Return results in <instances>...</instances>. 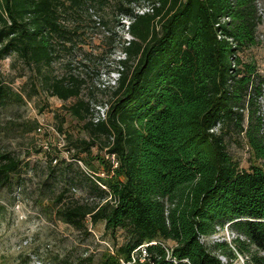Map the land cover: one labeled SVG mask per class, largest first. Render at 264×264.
<instances>
[{"label": "trees", "instance_id": "16d2710c", "mask_svg": "<svg viewBox=\"0 0 264 264\" xmlns=\"http://www.w3.org/2000/svg\"><path fill=\"white\" fill-rule=\"evenodd\" d=\"M140 1L120 0L110 28L101 14L107 0H0V62L11 57V65L31 72L29 91L0 77V115L10 103L24 104L25 95L43 92L69 102L65 113L82 123L87 138L65 135V115L54 114L72 156L64 163H80L94 196L67 198L76 189L70 175L56 194L53 170L52 183H43L53 194L46 210L85 233L87 221L124 231L123 243L114 255L103 254L102 264L131 262L144 244L146 259L130 264H232L239 254L243 264H264V75L241 55L259 44L258 0H146L155 4L153 13L137 15L131 5ZM122 15L135 17L134 39L110 90L108 116L94 124L89 84L116 46ZM86 27L103 32L105 53L83 50ZM38 127L35 121L29 129ZM234 139L246 142L248 169L227 148ZM94 146L104 155H94ZM42 150L50 165H59L52 164L57 154ZM21 165L0 144V189H13ZM226 226L230 241L203 240Z\"/></svg>", "mask_w": 264, "mask_h": 264}, {"label": "rangeland", "instance_id": "374dc122", "mask_svg": "<svg viewBox=\"0 0 264 264\" xmlns=\"http://www.w3.org/2000/svg\"><path fill=\"white\" fill-rule=\"evenodd\" d=\"M119 2L120 0H107L101 10V14L110 28L115 25L116 14H118L115 7ZM261 8L263 11L259 15L262 22L257 33L259 44L241 55L246 60L256 61L258 69L264 75V2L262 1ZM85 30L86 44L83 50L94 55L99 54L102 50L105 53V48L109 44L103 32L89 27H86ZM11 63V57L0 62V77L7 81L15 80L13 86L20 88V92L23 89L29 91L30 83L27 84L25 81L26 76L31 74L30 70L22 68L18 63L15 66ZM55 70L61 73L63 68L57 64ZM83 91L85 94L88 93L86 88ZM93 95L99 100H108L111 92L109 90L94 91ZM24 99L26 101L24 104L10 103L1 111L0 115V125L3 127L0 132V144L8 150L14 151L22 159L19 175L15 173L13 176V189H0V264H51L63 261L78 264L82 259H90L85 262L86 264H102L103 254L109 252L114 255L116 248L125 239V232L118 230L111 233L104 228L103 223L92 224L87 221L86 227L89 233H85L83 230L72 229L61 220L56 219L51 210H46L53 206L52 201L48 199L53 194L43 183H52L53 170L58 173L56 175L57 184L54 186L56 194L65 188V183H68L65 175H70L76 180V189H71L67 193V198L86 200L93 197L94 193L90 188L91 183L83 175V167L80 163L73 162L71 166L66 167L65 159H61L56 167L49 164L46 158L47 153L41 151V148L50 142V144L48 143V148H50L48 152L56 154L58 137H54L51 133L48 137V132L38 133L29 129L34 127L35 121L43 123V126L48 129L49 125L57 124L54 114L59 113L65 115V135L71 136L73 139L87 138L82 130V123L66 115L63 105H68L69 102L63 103L57 97H48L42 92L31 98L25 95ZM262 100L264 101V96ZM44 141L45 143H43ZM227 148L233 159L240 164V168H249L252 156L245 140H231ZM91 151L94 155H104V152L99 151L97 146H94ZM94 163L99 168L101 175L103 168L98 160H95ZM18 179H21L20 183H17ZM18 187H21V190L15 193ZM17 198L21 202L19 208L15 205ZM44 206L46 208H43ZM232 237L230 228L226 226L203 240L212 244L217 240L228 242ZM167 244L172 245L173 243L169 241ZM123 262L121 259L122 264ZM223 262L226 263L227 260L223 258ZM232 264H243V257L239 254L238 261Z\"/></svg>", "mask_w": 264, "mask_h": 264}, {"label": "built area", "instance_id": "2783aa9c", "mask_svg": "<svg viewBox=\"0 0 264 264\" xmlns=\"http://www.w3.org/2000/svg\"><path fill=\"white\" fill-rule=\"evenodd\" d=\"M154 3H151L150 1H140L138 3L134 2L132 6V10L137 15H145V13H153L154 9ZM259 14L262 13L263 9L261 8V1L258 0L257 2ZM135 19L134 16H127L122 15L119 17V22L116 24V33H117V39H116V46L112 50V52L104 59L105 61L101 65L100 69L97 71L95 76L92 77L89 88L97 91H110L117 87V84L119 82V79L122 76V71L124 70V62L127 60V52L126 48L130 45L131 41L134 39V36L130 32V24ZM108 34V32H107ZM110 34V33H109ZM221 37V36H220ZM93 91V94H94ZM89 106H90V114H89V120L92 121L94 124L102 123L106 120L108 116V111L110 108L108 100H99L95 98V96L88 98ZM264 111V108H262ZM43 123H39V127L37 128L38 133H45L48 132V137L50 136V133L54 137H58L57 141V155L53 158L52 164L56 165L61 159H65L67 161H70V152L66 149L65 146V138L63 135L56 129L55 125H49L48 129H46ZM45 143V141L43 142ZM50 144V142H48ZM48 143L44 144V150H50L48 148ZM113 166L116 167V162L114 155L111 156ZM100 175V174H99ZM104 175L103 173L101 174ZM104 187V186H103ZM20 201L17 198V201L15 202V205L17 208L20 207ZM148 244H144L139 246L136 250H134L131 253L132 260L131 262H123V264H130L134 263L137 258H139L141 261H144L147 256L146 252V246Z\"/></svg>", "mask_w": 264, "mask_h": 264}]
</instances>
